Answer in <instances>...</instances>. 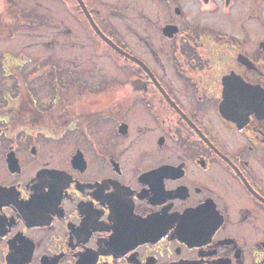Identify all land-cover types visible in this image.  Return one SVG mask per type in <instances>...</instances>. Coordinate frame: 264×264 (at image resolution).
<instances>
[{
  "label": "flooded vegetation",
  "instance_id": "obj_1",
  "mask_svg": "<svg viewBox=\"0 0 264 264\" xmlns=\"http://www.w3.org/2000/svg\"><path fill=\"white\" fill-rule=\"evenodd\" d=\"M53 2L0 0V264H264V0Z\"/></svg>",
  "mask_w": 264,
  "mask_h": 264
},
{
  "label": "rangeland",
  "instance_id": "obj_2",
  "mask_svg": "<svg viewBox=\"0 0 264 264\" xmlns=\"http://www.w3.org/2000/svg\"><path fill=\"white\" fill-rule=\"evenodd\" d=\"M46 2L49 3V5H50L51 7H55L53 0H46ZM55 8H56V7H55ZM149 10H152V9L149 7ZM57 11H58V10L56 9L55 12L57 13ZM58 12H59V11H58ZM62 13H63V11H62ZM65 16H66L65 13H63V16H62V17L65 18Z\"/></svg>",
  "mask_w": 264,
  "mask_h": 264
},
{
  "label": "water",
  "instance_id": "obj_3",
  "mask_svg": "<svg viewBox=\"0 0 264 264\" xmlns=\"http://www.w3.org/2000/svg\"><path fill=\"white\" fill-rule=\"evenodd\" d=\"M95 26V25H94ZM96 27V26H95ZM97 28V27H96ZM98 30V29H97Z\"/></svg>",
  "mask_w": 264,
  "mask_h": 264
}]
</instances>
